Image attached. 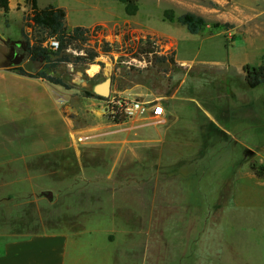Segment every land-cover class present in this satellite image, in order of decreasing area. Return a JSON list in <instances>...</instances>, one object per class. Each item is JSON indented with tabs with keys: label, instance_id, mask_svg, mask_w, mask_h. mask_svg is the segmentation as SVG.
<instances>
[{
	"label": "rangeland",
	"instance_id": "374dc122",
	"mask_svg": "<svg viewBox=\"0 0 264 264\" xmlns=\"http://www.w3.org/2000/svg\"><path fill=\"white\" fill-rule=\"evenodd\" d=\"M50 1L66 8L68 24L128 23L139 32L156 33L150 31L153 27L167 32L176 46V58L189 62V67L158 65L149 58L150 63L138 65L125 50L96 57L93 64L99 67L94 76L86 72L92 63L63 64L56 74L69 86L63 88L57 102L60 119L54 124H44L42 131L27 130L37 127L34 121L39 113L37 100L28 106L25 99L15 97L5 107L2 92L0 234L11 232L23 236L54 230H84L86 221L99 219L95 208L100 207L103 198L132 193L126 185L130 181L121 175L108 180H100V175L131 170V160L114 163V159L131 157L135 151L146 152L140 165L142 169L148 168L150 160L146 157L163 152L138 148L132 143L156 138L155 127L162 130L175 120L173 125L183 133L182 139L194 145L187 144L174 154L191 157L186 163L189 167V161L198 159V168L203 165L204 174L198 179L202 187L197 193L192 187L194 179L188 175L181 191L173 188L179 190V196L171 200L197 199L201 205L194 209L189 206L182 212L157 211L149 234L150 250L156 257L154 261L151 256L148 264H163L164 239L171 236L170 226L178 219L188 223L183 229L185 238L197 231L201 244L198 256L202 255L181 264H264V177L256 174H264V84L249 88L242 70L245 63H264V0H138L133 15L126 14L124 4L118 0ZM166 10L174 18L185 11L195 12L206 24L199 33L191 34L175 19L165 18ZM12 17L13 34L6 29L7 34L0 36V68L6 70L24 68L30 59L25 52L24 35L20 46L9 42L20 38L15 25L19 19L14 14ZM1 18L0 26L4 27L7 21ZM225 22L232 27H215L216 23ZM16 52L24 53L25 57L20 64L12 65ZM31 66L35 71L41 64L32 62ZM106 77L111 78L110 91L159 100L165 108V120L159 122L145 115L116 124L102 117L97 107L95 112H89L84 97H96L93 86ZM134 89L144 93L138 95ZM22 91L34 95L33 98L42 94V89L34 84L30 88L20 87ZM41 141L42 154L29 148L26 163L6 162L10 156L24 154L25 150L18 147L22 143ZM149 151L151 154L147 155ZM173 181L140 179L141 205H147L154 195L162 199ZM148 215L147 211L141 212V228L147 225ZM201 221L202 229L196 228Z\"/></svg>",
	"mask_w": 264,
	"mask_h": 264
},
{
	"label": "crops",
	"instance_id": "0c3cea01",
	"mask_svg": "<svg viewBox=\"0 0 264 264\" xmlns=\"http://www.w3.org/2000/svg\"><path fill=\"white\" fill-rule=\"evenodd\" d=\"M9 10L5 14L0 9V17L7 24L4 27L0 26V36L7 33L13 34L10 26L13 24V17L18 18L16 26L20 31V38L10 41L13 46L21 45V32L23 26V18L29 12L30 7L25 0H8ZM47 4H55L57 6L66 8L57 3H53L50 0H37L38 7H44ZM68 12L66 10V18ZM97 21H93L89 24H66L68 27L76 25L89 26ZM6 29H10L6 33ZM12 31V32H11ZM150 31H155L165 37H172L171 34L161 31L156 28H152ZM4 34V35H3ZM17 36V34H15ZM14 42L15 44H12ZM175 60L177 65L181 68L189 67V62L178 60L176 58V46L174 47ZM2 67V66H1ZM0 84L3 88H0V94L3 92L5 107L8 106L7 101L12 100L15 97H19L22 100L25 99L27 105H31V101L37 100L38 103V115L34 120L37 124L36 128H28V131H42L44 124H54L59 122L60 108L58 100L61 97V93H64L63 86L52 84L42 78H31L23 76L15 72L14 70H6L0 68ZM32 84L42 89V94H38L37 98H33L31 95L25 92H20V87L30 88ZM66 88V87H65ZM43 90L46 92H43ZM51 91V92H50ZM177 91V90H176ZM134 93L140 95L144 93L142 90H133ZM93 93L96 97H84L85 108L89 112H95V109L102 98L99 94ZM48 96V97H47ZM176 97V93L173 94ZM83 101V99H82ZM47 102V104H46ZM88 104H87V103ZM7 103V104H6ZM31 114V113H29ZM166 115V114H165ZM164 115V120H165ZM32 118V115H31ZM172 124L159 130L156 127L154 131L157 137L154 139H138V141L132 144L137 147L156 148L161 150L158 152L160 155L153 156L151 151L147 152L150 166L146 169L141 168V160L145 159L143 153L145 151H135L131 157H115L114 163L118 160H131V170L129 171H109L101 174L100 180H108L114 177L120 176L130 181L127 183V189L131 190V194H119L111 195L103 198L102 202H99L100 207L95 208V212L99 213V219L93 217L91 220L85 222V229L79 231H64L54 230L49 232H37L29 235L6 233L0 234V264H148L149 259L154 258V251L150 250L149 234L151 232L152 224L156 219L157 211H187L190 207L194 209L199 206V200L181 202L179 199L174 200L173 196H179L183 186H185V176L193 177L192 187L195 188L197 193L198 189L202 187V181L198 182L200 176H203V165L199 166L198 159H194L193 162L189 161V165H186L187 159L183 155L174 154L176 149H181L187 146L188 141L182 139V132L178 130L177 126ZM172 127V128H171ZM144 129H142L143 131ZM166 137H169L168 139ZM23 148L24 154L9 157L6 162L14 164L26 163L27 149L36 150L34 153H43L44 143L43 141L37 143L24 142L18 146ZM39 149V150H38ZM172 149V150H169ZM174 149V150H173ZM168 150V151H167ZM157 152V151H155ZM154 154V153H153ZM153 160V162H152ZM198 164V165H197ZM153 179L161 180H174L173 185L168 186L170 188L169 193L163 194L162 199L158 196H152L148 200L147 205H141L140 195L138 192V181L140 179ZM102 186V185H101ZM136 186V188H135ZM154 186L157 187L158 183L155 182ZM174 190V191H173ZM135 191V194L134 192ZM197 195V194H196ZM102 199V196H101ZM201 205V204H200ZM149 212L148 223L141 228L140 216L141 212ZM126 214L124 215V213ZM188 225L184 220L178 219L171 224L169 232L171 236L164 239V261L163 264H181L186 260H197L202 258V255L198 256V249L201 244L198 243L197 231L191 235V237L185 238L183 236V229ZM202 221L196 224V228L202 229ZM199 233V231H198ZM162 249V248H161ZM202 254V252H201Z\"/></svg>",
	"mask_w": 264,
	"mask_h": 264
},
{
	"label": "trees",
	"instance_id": "16d2710c",
	"mask_svg": "<svg viewBox=\"0 0 264 264\" xmlns=\"http://www.w3.org/2000/svg\"><path fill=\"white\" fill-rule=\"evenodd\" d=\"M118 1L124 4L126 14L133 15L136 13L138 9V0ZM25 3L29 5L30 10L23 18V25L25 21L27 22L28 20H31L35 25L47 29L49 35H55L57 37L59 46L56 50H51L47 47L41 46L40 42L29 46L26 40L25 52L27 57L33 62H40L41 66L35 71L26 70L24 69L25 67H16L17 69L12 70L23 76L42 78L52 84L68 87V82L60 75L56 74L58 67L63 64L85 66L88 63L95 62L96 57L99 56V53L94 50L83 47V43L85 42L84 31L86 30V27L81 25L68 27L66 24V10L61 6L47 4L40 8L37 5V0H25ZM0 9L5 14L8 12V0H0ZM164 17L171 21L175 19L191 34L199 33L206 24L205 19L200 14L192 11L182 12L174 18L171 15V11L166 10L164 12ZM221 26L225 29L232 27L228 22H225L224 24H215V27ZM21 32L23 33V26ZM37 40L41 41V38L39 37ZM68 48H84L85 54H73L67 50ZM111 50L112 49L109 46L103 45L102 51L104 54H109ZM114 50L116 52L119 51L118 48H114ZM155 51V47L150 40L149 35L145 38H140L133 47L128 46L126 48V52H131L130 54L132 56L138 58L145 57L146 59L149 58L154 64H177L175 60V51H172L167 55H159L155 53ZM100 64L102 63L100 62ZM242 70L244 72V80L249 88H256L264 84V63L259 65L245 63L242 66ZM256 174L264 177V174L261 172H256Z\"/></svg>",
	"mask_w": 264,
	"mask_h": 264
},
{
	"label": "built area",
	"instance_id": "2783aa9c",
	"mask_svg": "<svg viewBox=\"0 0 264 264\" xmlns=\"http://www.w3.org/2000/svg\"><path fill=\"white\" fill-rule=\"evenodd\" d=\"M25 22L23 25V35L29 46L40 42L41 46L51 50H56L58 48L59 41L55 35H49L47 29L35 25L31 20ZM147 35H149L150 40L153 42L156 50L155 53L167 55L174 51V42L169 38L154 32H139L128 23L122 26L119 24L109 25L107 23H97L86 26L83 47L94 50L99 53V56L104 54L102 51L103 45H107L112 49L109 54L116 52L114 48L125 50L126 52L128 46L133 47L140 38H145ZM39 37L41 41L37 40ZM67 50L75 54H85L84 48L79 50L68 48ZM130 59L132 62H138V65H141L142 62L150 63L145 57L137 58L131 56ZM97 108L99 112H101L100 114L102 117L116 124L130 122L145 115L160 122L164 120L165 115V108L159 100H143L134 96H126L117 90H111L107 96L102 97Z\"/></svg>",
	"mask_w": 264,
	"mask_h": 264
},
{
	"label": "water",
	"instance_id": "95a60500",
	"mask_svg": "<svg viewBox=\"0 0 264 264\" xmlns=\"http://www.w3.org/2000/svg\"><path fill=\"white\" fill-rule=\"evenodd\" d=\"M12 44H15L12 42ZM25 55L24 53H15L13 59L11 60L12 65L20 64L22 60L24 59ZM32 60L29 59L26 63H24V67L26 70L32 69ZM110 85H111V78L106 77L102 82L97 83L93 86V91L97 94H99L102 97L107 96L110 93ZM51 194V193H50Z\"/></svg>",
	"mask_w": 264,
	"mask_h": 264
},
{
	"label": "bare ground",
	"instance_id": "6f19581e",
	"mask_svg": "<svg viewBox=\"0 0 264 264\" xmlns=\"http://www.w3.org/2000/svg\"><path fill=\"white\" fill-rule=\"evenodd\" d=\"M98 65L97 64H89L88 68H86V72L90 75V76H94L95 73L98 71Z\"/></svg>",
	"mask_w": 264,
	"mask_h": 264
},
{
	"label": "flooded vegetation",
	"instance_id": "af4514ba",
	"mask_svg": "<svg viewBox=\"0 0 264 264\" xmlns=\"http://www.w3.org/2000/svg\"><path fill=\"white\" fill-rule=\"evenodd\" d=\"M15 54V53H14ZM14 57V56H13Z\"/></svg>",
	"mask_w": 264,
	"mask_h": 264
}]
</instances>
